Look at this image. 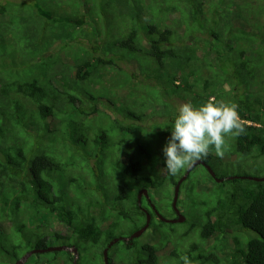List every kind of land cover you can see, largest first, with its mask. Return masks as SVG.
I'll return each instance as SVG.
<instances>
[{
    "label": "trees",
    "instance_id": "1",
    "mask_svg": "<svg viewBox=\"0 0 264 264\" xmlns=\"http://www.w3.org/2000/svg\"><path fill=\"white\" fill-rule=\"evenodd\" d=\"M252 4L0 0V251L15 261L54 237L77 248V264L86 254L103 264L107 243L140 228L146 208L148 227L114 243L109 264H182L183 256L191 264H264V181L224 172L235 155L264 159V0ZM123 54L133 58L130 74L119 64ZM103 67L126 89L123 101L110 85L94 83ZM82 81L96 92L82 91ZM174 98L235 104L245 133L227 138L222 156L209 148L202 160L223 180L203 164L193 167L175 204L184 221L165 222L144 195L138 205L137 193L146 188L159 213L175 217L173 188L186 168L169 176L162 154ZM95 112L112 127L98 121V133L86 136L84 116ZM111 130L118 134L113 159L102 149ZM51 219L70 234L51 230ZM59 251L66 255L59 264H72L63 250L46 251L53 256L43 263L54 264Z\"/></svg>",
    "mask_w": 264,
    "mask_h": 264
},
{
    "label": "clouds",
    "instance_id": "2",
    "mask_svg": "<svg viewBox=\"0 0 264 264\" xmlns=\"http://www.w3.org/2000/svg\"><path fill=\"white\" fill-rule=\"evenodd\" d=\"M106 83H104L106 86L110 85L111 87L115 84L111 81ZM95 88H97V86H95ZM116 89L118 96L124 99V93L120 92V88ZM244 133L245 128L235 104L217 101L215 99H210L199 105H193L191 101L181 103L175 109V118L172 121L170 136L162 147L164 169L169 176H175L186 167H191L196 161L204 159L208 155L210 147L215 149L217 156H222L226 146V139L229 137H239ZM226 158L227 157L223 156L218 162H223ZM243 158H245L249 164L252 163L253 159L250 157L243 156ZM258 161L260 160L258 159L255 162ZM218 162L215 165H217ZM207 165L211 168L209 164ZM211 170L213 171L212 168ZM208 173L215 181L223 180L217 177L215 172L214 177L209 171ZM248 176L251 175L239 173L236 175H228L227 177H240L253 180L249 179ZM211 184L212 183H210L209 186H211ZM68 252L74 255L72 251L68 250ZM181 260L182 264H191L187 256H183Z\"/></svg>",
    "mask_w": 264,
    "mask_h": 264
},
{
    "label": "rangeland",
    "instance_id": "3",
    "mask_svg": "<svg viewBox=\"0 0 264 264\" xmlns=\"http://www.w3.org/2000/svg\"><path fill=\"white\" fill-rule=\"evenodd\" d=\"M205 1H211V0H205ZM236 1L242 2L244 0H236ZM250 1H253V4L251 6H258V3L260 2V0H256V1L250 0ZM232 22H234V19L232 20ZM237 25L243 26L244 22L241 21V19H240V20H238ZM119 64L123 68V70L126 71V73L130 74L129 70L133 69V66H132L133 65V58L123 54L120 57V63ZM68 71H69V66H65V69L63 70V72L68 73ZM99 73L101 74V76H99ZM112 77H113V74H111V72H108L106 70V68L103 67V68H101V70L98 71L97 80L94 83H106V82L111 81ZM80 83H82L81 84V90L82 91L83 90H85V91L89 90V86H88V83L86 81H82ZM114 83L115 84L112 87L114 88V91H115V94H116L117 93V89L116 88H118L119 84L116 83V81H114ZM131 83L134 84V83H137V81L132 79ZM106 84H108V83H106ZM123 88L124 87L121 86V88L119 89L121 93H124L126 91V89H123ZM90 90H95V92H96V89H90ZM116 97H118L120 102L124 100L123 98L118 96V93H117ZM168 101H171V100H168ZM163 102L167 103L166 101H163ZM105 103L107 105L109 104L107 102H105ZM171 103L174 106V108H176L179 104H181L183 102H181L180 100L174 98V99H172ZM99 106H102V108H103V104H101ZM104 108H106V107H104ZM150 111H151L150 109L147 110L148 113ZM112 114H114V113H112ZM151 115H154L158 120H160V115H156V114H151ZM110 116L112 117L113 115H110ZM84 117L86 119L85 118L83 119V127H82V129H80L81 131H79V132H84V135H86V136H93L95 133H98V131H99L98 121H102V122H105V123H110V124L107 125V127H109V126L112 127V124H113V122L111 123L109 120H106V119H103V118L99 117L98 116V112H95L94 114H91L89 117H86V116H84ZM88 131H89V133H88ZM77 134H78L77 137L80 139L79 133H77ZM108 134H109L108 137L113 139V141L108 146H105L103 144L102 149L105 151V153L111 159H113L115 154L118 153L117 145H116V138H117L118 134H117V131H115V130L109 131ZM127 134L129 135L131 133H127ZM235 157H236L235 158L236 160H228V161L225 162V166H226L227 170L224 171V172H227L226 173L227 176L228 175H236V174L242 173V172H247V173H250V174H257V176H264V159H262L261 161L255 162L254 164L253 163L249 164V162L245 158H243L242 156L235 155ZM222 163L223 162H218V164H217L218 165V167H217L218 171H221V169L223 168V167H221ZM87 167H88V165H87ZM198 172H199V170L195 169L193 171V173H192V176H197ZM209 184L210 183H208V185ZM173 190H174V188H173ZM204 191H206V190H204ZM50 222H51V224H50L51 230H53V231L56 230V231L62 232L63 234H70V229L66 228L63 223H61V222H59L58 220H55V219H51ZM103 227H105V225H103ZM233 234L234 233H232V234H230V235H228L226 237L228 246H232L234 244L233 243L234 239L232 237ZM124 236H127V235H124ZM149 237H150V232H147V233H144L140 239L142 241L143 240H148ZM30 238H31V236H30ZM15 239L18 240L17 235H15ZM240 239L243 241V236H241ZM0 242L4 246H6V242H5L4 238H3V236H0ZM32 242L33 241H31V243ZM47 244H48L47 246L63 245V244H61V240L60 239H56L54 237H52L51 240L49 239L47 241ZM32 249H34V245L27 246L26 249H25L26 251L24 250L25 252L22 251V250H19L18 254H21L22 252H24L23 254H25L26 252H28V251H30ZM3 250L4 251H0V264H12V263H14L16 260L14 261V259L11 258V256H9V254L6 253L5 249H3ZM57 255H58V258L56 259L54 264H59V263L63 262L65 257H66L65 253L62 252V251H59L57 253ZM52 256H53V252H40L38 254L33 253V254H31L29 256V258L25 261L24 264H44L43 262L48 261ZM79 264H102V263H101L100 258L97 255L95 257H93V255L86 254L84 259L82 257V259L79 260Z\"/></svg>",
    "mask_w": 264,
    "mask_h": 264
},
{
    "label": "water",
    "instance_id": "4",
    "mask_svg": "<svg viewBox=\"0 0 264 264\" xmlns=\"http://www.w3.org/2000/svg\"><path fill=\"white\" fill-rule=\"evenodd\" d=\"M197 164H204L206 166V168L208 169V171L210 172V174L214 177L215 174L214 172L211 170V168L205 164V162L203 160H199L196 161L191 167H186L185 172L183 173V175L176 181V184L174 186V191H173V199H172V207L174 209L175 212V217L173 218H166L163 215H161L159 213V211L157 210V208L155 207V205L150 201V199L148 198V194H147V189L146 188H142L138 191L137 193V203L138 205H140V198L142 195L145 196V198L147 199V201L150 203V206L152 208V210L154 211V213L158 216L159 219L165 221V222H182L184 221V216L180 213V211L178 210V208L176 207V200H177V195H178V189H179V185L180 183L187 177L188 173L190 172V170ZM249 179H253L254 181H263L264 180V176H248ZM219 180V179H217ZM143 211H145L146 213V221L145 223L138 228L137 230L133 231L130 235L127 236H117L112 238L107 245L104 247V249L102 250V255H103V263L104 264H109L108 261V249L114 244L116 243L119 239H122L123 241H128L131 240L133 238H137L139 237L142 232L145 231V229L148 227L149 221H150V213L147 212L146 209L142 208ZM53 250H70L74 253L73 255V259H72V264H77V249L74 246H68V245H58V246H49V247H45V248H34L28 252H26L25 254H23L19 259H17L13 264H22L27 258L28 256H30L32 253H36V252H46V251H53Z\"/></svg>",
    "mask_w": 264,
    "mask_h": 264
},
{
    "label": "flooded vegetation",
    "instance_id": "5",
    "mask_svg": "<svg viewBox=\"0 0 264 264\" xmlns=\"http://www.w3.org/2000/svg\"><path fill=\"white\" fill-rule=\"evenodd\" d=\"M146 209V208H145ZM154 212V211H153Z\"/></svg>",
    "mask_w": 264,
    "mask_h": 264
},
{
    "label": "bare ground",
    "instance_id": "6",
    "mask_svg": "<svg viewBox=\"0 0 264 264\" xmlns=\"http://www.w3.org/2000/svg\"><path fill=\"white\" fill-rule=\"evenodd\" d=\"M184 182V181H183Z\"/></svg>",
    "mask_w": 264,
    "mask_h": 264
}]
</instances>
